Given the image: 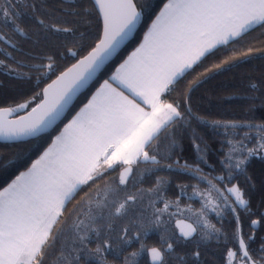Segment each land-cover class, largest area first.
<instances>
[{
    "label": "snow or ice",
    "instance_id": "snow-or-ice-1",
    "mask_svg": "<svg viewBox=\"0 0 264 264\" xmlns=\"http://www.w3.org/2000/svg\"><path fill=\"white\" fill-rule=\"evenodd\" d=\"M21 3L30 7L33 13L40 10L35 0L31 4L27 0H15V3L13 0H3L0 3V16L5 25L9 22L13 24V34L27 36L26 30L16 23L20 13L15 8ZM161 3L162 7L146 26L138 45L102 82H99L98 74L134 38L144 11L149 7L147 3L140 5L137 0H92L93 10L97 13V19L102 21V27L90 44L85 43V34L78 35L73 26L80 21L61 19L55 9L46 14L47 19L34 15L36 31L33 35L37 37L34 44L38 46L41 39L47 41L49 37L56 36L61 43H52L51 48L55 51L29 52L25 54V60H15L13 57L15 67L0 60V71L17 79L31 81L35 74L33 87L36 90L31 96L14 101L15 106L0 107V138L11 141L23 142L28 138L40 137L58 121L62 122L81 93L98 83L87 102L63 124L38 158L32 160L30 166L20 171L6 187L0 188V264H45L64 231L68 204L83 187L104 179L109 172L123 166L118 184L107 182L103 194L98 189L95 198L90 193H84L81 201L68 212L73 217L70 226L72 243L62 245L56 257V264H79L78 254L84 252L89 256L94 254L99 264H106L103 253L110 249V244L107 240L100 242L102 229L106 227L111 230L112 221L125 215L141 197L138 190L119 198L120 192H127L128 181L134 173L133 166L145 163L144 172L160 167L171 169L173 164L161 162L171 160L173 155L177 156V166L181 171L189 172L198 181L207 183L209 193H217L218 202L213 211L219 209L222 202L223 207L233 214L237 228L231 239L234 247L236 242L239 247L227 252V257L232 258L228 264H234L237 256L241 264H264V255L254 259L248 250V243L255 240V235L248 236L247 241L243 237L238 210L250 211L249 200L244 198L238 185L226 188L227 194H223L211 179L202 174L199 164L207 163L204 158L207 145L202 148L194 142L196 166L187 161L179 164V153L183 148L177 133L192 116L189 94L207 78L211 70L188 84L182 98L178 95L171 99V93L178 91L180 81L204 58L218 51L219 46L235 45L250 31L257 28L264 30V0H161ZM62 11L73 16L89 14L87 8L82 13L68 9ZM261 34L264 35V32ZM0 41L21 51L3 33H0ZM68 44L72 47H67ZM61 48L65 51H59ZM253 51L249 48L241 59L247 61ZM255 51L264 58V49ZM4 55L11 57V52L4 51ZM68 58L75 62L70 66L59 63ZM234 63L236 61H225L215 65V70ZM52 76L55 79H51ZM48 79L51 82L41 88V83ZM250 87L255 90L258 86L252 83ZM20 112H27V115L16 120L8 119ZM214 124L219 126L220 122ZM223 126L235 129L237 124L225 122ZM255 127L259 132L258 146L248 149L243 158H239L246 147L243 139L237 143L227 141L229 151L220 161L226 177H213L218 183L225 179L231 182L236 176L244 175L249 157L264 151V124ZM247 138L246 134L244 139ZM233 153L238 154L236 158ZM197 173L201 174L197 176ZM245 179L251 180L247 176ZM161 183L158 178L156 188L148 191L159 192ZM178 187L183 191L187 186ZM193 193L205 195L196 186H193ZM209 203L211 200L206 199L200 212L206 230L202 239L209 238L213 233L219 239L223 234L221 229L204 219V209ZM83 204L87 205L86 211L81 208ZM151 205L154 207L155 202H151ZM169 206V202L165 201L163 209H155V223H160V215ZM217 215L221 213L217 211ZM260 216L261 220L251 221L253 230L264 221V213H260ZM58 224L61 227L56 229ZM128 231L126 226L122 243L126 244L132 239L127 236ZM149 231L142 228L140 235L147 236ZM196 231L191 224L181 228L185 239L192 237ZM224 239L227 243L226 235ZM94 240L96 247L89 252L88 245ZM67 247L71 251H67ZM143 247L141 244V249ZM172 248L170 243L166 249L151 248L152 264H165L163 253ZM257 251L264 253V237H261ZM136 254L132 253L133 256ZM192 256L198 261L199 251L193 252ZM179 261L186 264L184 256H180ZM125 264H128L127 258Z\"/></svg>",
    "mask_w": 264,
    "mask_h": 264
},
{
    "label": "trees",
    "instance_id": "trees-1",
    "mask_svg": "<svg viewBox=\"0 0 264 264\" xmlns=\"http://www.w3.org/2000/svg\"><path fill=\"white\" fill-rule=\"evenodd\" d=\"M13 2L15 3V0ZM27 2L31 4L33 0H27ZM0 3H3V0H0ZM35 3L40 8L37 13H33L31 8L25 7L23 3L15 8V11L20 13L16 23L26 30L27 36H20L19 33L13 34V24L9 22L5 25L4 19L0 16V33L9 37L21 50L17 51V49L11 47V44L6 45L3 41H0V60H4L5 64L12 67L16 66L13 57L15 60H25V54L29 52L35 54L41 50L45 52L55 51L51 48L52 43H61V39L51 36L47 41L41 39L38 46L34 44L37 39L33 35L36 31L34 15H41L47 19L46 14L55 9L61 19L80 21L79 24L73 26L76 27L78 35L80 33L85 34L87 37L85 43L88 44L93 42L98 34V29L102 27L101 21L97 19L96 11L93 10L91 0H70V2L63 3L62 0H35ZM137 3L140 5L147 3L149 5L144 11L141 24L138 26L133 40L99 75V82L111 75L115 67L138 45L146 26L151 23V19L159 11V7H162L161 0H137ZM41 5L43 7H40ZM85 8L89 9L88 15L73 16L62 11L68 9L69 11L82 13ZM262 32L264 30L257 28L250 31L235 45L220 46L218 51H214L213 54L204 58L202 63L180 81L177 86L178 91L171 93V99L177 98L178 95L182 98L188 84L211 70L207 78L195 86L189 94L192 116L189 118L188 124L177 133L183 148L182 153H179V164L182 165L187 161L189 164L196 166L197 153L193 148L194 142L200 144L202 148L207 145L204 154L207 163L199 164L202 174L207 179H211L212 183L223 194H227L225 192L226 188L238 185L244 193V198L250 202V211L239 209L238 215L243 225L244 239L247 241L248 236L255 235V240L248 243L249 253L254 259L264 255V253L257 251L261 244V237H264V221H261L255 230L251 227V221L261 220L260 213H264V159H261L264 156V151H260L257 156L249 157L245 164V174L236 176L231 182L225 179L223 182L218 183L213 177H226V172L222 170L220 161L229 151L228 140L237 143L243 139L246 147L243 154H239V158H243L248 149L258 146L259 132L255 126L264 124V58H262L261 53L255 50L264 49V35L261 34ZM67 47H72V45L68 44ZM249 48L254 50L253 54L249 56L247 61H244L241 57ZM232 49H235V51H232ZM4 51L11 52V57H6ZM59 51H65V49L61 48ZM225 61H236V63L216 71L215 65L223 64ZM74 62L71 58L59 61L61 65L69 66ZM51 79H55V76H52ZM51 79L45 80L40 87L46 86L47 83L51 82ZM34 83L35 74H33L31 81H24L0 71V107L15 106L14 101L19 100L21 97L31 96L32 92L36 90L33 87ZM252 83L257 84V89L253 90L250 87ZM95 87H98V83H94L78 98L62 122L50 134L19 144L0 143V188L6 187L20 171H24L30 166L32 160L38 158L44 148L51 143V139L58 134L63 124L67 123V120L71 119L75 111H78L87 102V98L90 97ZM23 113L25 112L16 115L19 116ZM217 121L220 122L219 126L214 124ZM225 122H235L237 127L235 129L225 128L223 126ZM247 125H251V127ZM246 134L248 138L244 139ZM237 146L239 147L238 144ZM161 163H171L173 167L171 169L165 167L154 168L151 172H144L145 163L135 165L134 173L127 184V192L119 193V198H123L127 194L140 190L141 197L135 205L129 208L125 215L112 221L111 230L106 227L102 229L100 242L107 240L110 244V249L103 253L106 264H125L126 258L128 264H149L147 250L153 247L159 250L166 249L169 243L173 245V248L169 252L163 253L165 264H180V256L185 257L186 264H228L230 258L227 257V252L230 249L235 251L239 247L238 242L234 247L231 239L237 225L229 209L223 207V213L219 217L210 216L211 224L215 225L216 228H220L223 233L219 239L215 237L214 233L209 238L202 239L204 236L203 228L195 225L198 231L197 236L193 240L183 241L176 234L173 226L174 221L165 213L160 215L159 224L154 222L155 206L162 208V204L168 201L169 203L178 202V204L187 207L189 205L198 209L199 201L192 198L193 186H196L202 192L209 189L207 183L198 181L191 173L179 169L176 155H173L171 160L162 161ZM120 171L121 167L119 166L115 171L109 172L104 179L83 187V190L68 204V210L65 212L67 223L63 225L64 231L57 239L55 247L45 260V264H56V257L61 246L71 245L72 243L73 233L70 226L73 223V217L69 216L68 212L77 205L78 201H81L84 193H90L95 198L98 189L103 194L107 182H113V185L118 184ZM200 174L197 173V176ZM246 176L250 177L251 180H246ZM158 178L162 181L159 185V192L148 191L156 188ZM178 185H186L187 187L182 191ZM160 194L163 201L159 199ZM153 201L155 202L154 207L151 205ZM81 208L86 211L87 205L83 204ZM126 226L129 228L127 236L132 239L125 244L121 242V237L124 235L123 229ZM60 227L61 225L58 224L56 229ZM142 228L150 229L147 236L140 235ZM56 229H54V232ZM225 235L228 237L227 243H225ZM141 244L144 245L143 249H141ZM95 247L96 241L94 240L88 245V251L91 252ZM66 250L71 251V248L67 247ZM195 251L200 253L198 261L192 256ZM132 253L137 254L133 256ZM78 255L80 257L79 264H99L94 254L89 256L84 252H80ZM235 260L240 261L239 256L235 257Z\"/></svg>",
    "mask_w": 264,
    "mask_h": 264
},
{
    "label": "rangeland",
    "instance_id": "rangeland-1",
    "mask_svg": "<svg viewBox=\"0 0 264 264\" xmlns=\"http://www.w3.org/2000/svg\"><path fill=\"white\" fill-rule=\"evenodd\" d=\"M233 156H234V158H236L237 154H233ZM120 167H121V170H122L123 166H120ZM130 180H131V178L129 179V181ZM200 192H202V191H200ZM202 193H204L205 195L204 196H198V195H195L194 193H192V198L193 199H197L199 201L198 209L197 208H193V207H191L189 205L187 207V206L178 204V202H175V203H169L170 206L167 209V211L164 212V213L166 215H168L173 221H175L177 219H185V220H188V221L192 222L196 226L198 225V227H202L203 228L202 231H203V234H204L206 230L204 229L203 219H201V217H200V212H201L202 205L205 202V200L206 199L207 200H211V203H209L207 208L204 209V211L206 212V216L204 217V219H206L210 224H211L210 216L211 215L218 216L217 215V211H219L222 214L224 208H223V204L221 202V207L219 209H217L216 211H213L214 205L218 202L217 199H216V197H217V193L216 192L213 191V192L209 193L208 190L207 191L205 190ZM159 199L162 200L161 194L159 195ZM232 199H234V197ZM164 203L162 204V208H160V209L164 208ZM156 208H158V206H155V209ZM154 212H155V210H154ZM197 221H200V222L197 223ZM230 259H232V258H230ZM234 264H241V261H238V260L234 259Z\"/></svg>",
    "mask_w": 264,
    "mask_h": 264
},
{
    "label": "water",
    "instance_id": "water-1",
    "mask_svg": "<svg viewBox=\"0 0 264 264\" xmlns=\"http://www.w3.org/2000/svg\"><path fill=\"white\" fill-rule=\"evenodd\" d=\"M92 1V0H91ZM101 24H102V21H101ZM138 30V29H137ZM136 34V33H135ZM135 34H134V36H135ZM133 40V39H132ZM131 40V41H132ZM130 41V42H131ZM130 42H128L118 53H117V55L115 56V57H113V59L112 60H110L106 65H105V67H104V69L111 63V62H113L114 60H115V58L122 52V50L130 43ZM104 69H102L101 70V73L104 71ZM101 73H99L98 74V77H99V75L101 74ZM87 90H85L83 93H81L78 97H77V99L74 101V103H73V105L75 104V102L78 100V98L82 95V94H84L85 92H86ZM73 105H72V107H73ZM71 107V108H72ZM68 113V112H67ZM67 113L65 114V116L67 115ZM23 115H27V112H25V113H23V114H21V115H19V116H17L16 114H13V115H11V116H9L8 117V119L9 120H16V119H19V117L20 116H23ZM64 118H62V120H63ZM60 124V121H58L57 122V124L56 125H54L53 126V128H51V129H49L47 132H45V133H43V134H41V136L40 137H42V136H44V135H47V134H50L58 125ZM40 137H36V138H28L27 140H25V141H23V142H19V141H11V140H7V139H4V138H0V143L1 144H19V143H24V142H28V141H31V140H35V139H38V138H40ZM132 176V175H131ZM131 178V177H130ZM188 224H191L193 227H195V225L193 224V223H191L190 221H188V220H185V219H177V220H175V222H174V227H175V230H176V234H177V236L180 238V239H182L183 241H190V240H193L195 237H196V235L198 234V231H196V232H194L193 233V236L192 237H190V238H188V239H185L184 237H183V235H182V233H181V228H183L185 225H188ZM196 228V227H195ZM197 229V228H196ZM150 249L151 248H149L148 250H147V257H148V262H149V264H152V259H151V255H150ZM158 249V248H157ZM159 250V249H158ZM163 259H164V255H163Z\"/></svg>",
    "mask_w": 264,
    "mask_h": 264
},
{
    "label": "flooded vegetation",
    "instance_id": "flooded-vegetation-1",
    "mask_svg": "<svg viewBox=\"0 0 264 264\" xmlns=\"http://www.w3.org/2000/svg\"><path fill=\"white\" fill-rule=\"evenodd\" d=\"M175 222V221H174ZM174 222H173V226H174ZM195 225V224H194ZM174 229H175V227H174ZM176 231V230H175ZM197 236V235H196Z\"/></svg>",
    "mask_w": 264,
    "mask_h": 264
},
{
    "label": "crops",
    "instance_id": "crops-1",
    "mask_svg": "<svg viewBox=\"0 0 264 264\" xmlns=\"http://www.w3.org/2000/svg\"><path fill=\"white\" fill-rule=\"evenodd\" d=\"M220 47V46H219Z\"/></svg>",
    "mask_w": 264,
    "mask_h": 264
}]
</instances>
